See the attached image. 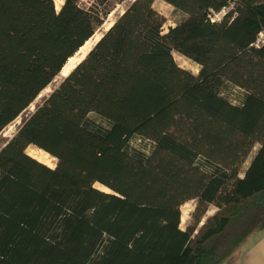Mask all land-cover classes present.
Here are the masks:
<instances>
[{
  "label": "trees",
  "instance_id": "16d2710c",
  "mask_svg": "<svg viewBox=\"0 0 264 264\" xmlns=\"http://www.w3.org/2000/svg\"><path fill=\"white\" fill-rule=\"evenodd\" d=\"M122 1L0 0V133ZM162 1L185 16L130 1L0 148V264H223L264 224V0Z\"/></svg>",
  "mask_w": 264,
  "mask_h": 264
},
{
  "label": "rangeland",
  "instance_id": "374dc122",
  "mask_svg": "<svg viewBox=\"0 0 264 264\" xmlns=\"http://www.w3.org/2000/svg\"><path fill=\"white\" fill-rule=\"evenodd\" d=\"M130 1L132 0H123L122 2L119 3H115L112 6V9L110 11V13L107 15L106 17V21L105 23L96 29L94 35L91 37V42L94 41V39H92L95 35H101L102 30L107 29L111 23L115 20V18L117 16H119L121 13H123V11L125 10V8L128 6V4L130 3ZM55 2V7L56 9H59V6L61 5V3L63 2V0H54ZM95 2V0H80L79 5L81 7L84 8H88L91 5H93V3ZM153 7L164 17L165 22L163 25V30L166 31L167 28L169 26H173L176 22H178L180 19H182L185 15L179 11L176 10L172 5L162 1V0H154L153 2ZM226 11V10H225ZM110 24L107 28L106 26ZM93 46V45H92ZM87 53V52H86ZM83 55L82 51H78L77 54L73 55L75 56V60H77L78 58H81ZM173 57L176 61V63L182 67L185 68L187 70H189L191 73L196 74L198 71V65H196L194 62L184 58L183 56H181L179 53L177 52H173ZM74 62V61H73ZM62 70V69H61ZM63 76V74L59 73V75H57L52 82L46 87V89L42 90L40 92V94L34 99V101L29 105V107L27 108L26 111H24L23 113H21L14 121H12L9 125H7L0 133V148L4 145V143L12 137V135L15 133L17 127L19 126V124L21 123V119L23 118V116H25L26 113L31 112L35 106L37 104H39L41 102V100L47 96V94L49 92H51L52 88L58 84V82L60 81L61 77ZM221 93L223 96H225L229 101L236 103L237 99L240 95V90H238L236 87H234L233 85L226 83L222 89H221ZM130 145L133 148L136 149H140L144 152H147L149 150L150 147V142L146 141V140H139L137 137L132 139L130 142ZM257 146H255L251 152L247 155V157L244 159V161L241 163L240 167H239V175H242L243 170L245 169V167L247 166L249 160L251 159L253 153L255 152ZM26 152L34 157L35 159H37L38 161L53 167L55 164V158L51 157L49 154L33 147V146H29L26 149ZM96 187L104 190V191H109L107 188L100 186L99 184H95ZM196 206V200L191 199L186 201L185 203H183L180 207V211H181V217H180V227L183 229L185 228L187 225H192L194 223V209ZM216 211V206L214 204H208L207 205V210L205 211V213L203 214L202 217V221H204L207 217L211 216L214 212ZM201 224V223H200ZM199 224V225H200ZM198 225V226H199ZM238 249L233 253V255L228 258L226 261H224L223 264H225L229 259L234 258L237 254Z\"/></svg>",
  "mask_w": 264,
  "mask_h": 264
},
{
  "label": "crops",
  "instance_id": "0c3cea01",
  "mask_svg": "<svg viewBox=\"0 0 264 264\" xmlns=\"http://www.w3.org/2000/svg\"><path fill=\"white\" fill-rule=\"evenodd\" d=\"M225 264H264V224L244 240L236 256Z\"/></svg>",
  "mask_w": 264,
  "mask_h": 264
},
{
  "label": "bare ground",
  "instance_id": "6f19581e",
  "mask_svg": "<svg viewBox=\"0 0 264 264\" xmlns=\"http://www.w3.org/2000/svg\"><path fill=\"white\" fill-rule=\"evenodd\" d=\"M110 24H108L106 26V28L109 26ZM92 39H94L93 42H91V38L89 40H87L85 42V44L78 50V51H82L83 55L82 57L86 54V52L92 47V45L99 39V35H95ZM81 58H78L77 60H75V56H72L68 59V61L66 62V64L62 67L61 73L63 75H66L71 69L72 67L78 62L80 61ZM74 61V62H73ZM46 89V88H45Z\"/></svg>",
  "mask_w": 264,
  "mask_h": 264
},
{
  "label": "built area",
  "instance_id": "2783aa9c",
  "mask_svg": "<svg viewBox=\"0 0 264 264\" xmlns=\"http://www.w3.org/2000/svg\"><path fill=\"white\" fill-rule=\"evenodd\" d=\"M224 14H225V10H221L218 13H213L212 15H210V18L212 21L219 20ZM263 39H264V33H261L259 38L256 41V44H258L259 42H262Z\"/></svg>",
  "mask_w": 264,
  "mask_h": 264
},
{
  "label": "water",
  "instance_id": "95a60500",
  "mask_svg": "<svg viewBox=\"0 0 264 264\" xmlns=\"http://www.w3.org/2000/svg\"><path fill=\"white\" fill-rule=\"evenodd\" d=\"M121 14H122V13H121ZM112 24H113V22L111 23V25H112ZM111 25H110V26H111ZM110 26H109V27H110ZM109 27H108V28H109ZM108 28H107V29H108ZM107 29H105V31H106ZM101 36H102V35H100V37H101ZM100 37H99V38H100ZM98 40H99V39H98ZM98 40H97V41H98ZM97 41H96V42H97ZM96 42H95V43H96ZM90 49H91V48H90ZM90 49H89V50H90ZM89 50H88V51H89ZM88 51H87V52H88ZM77 53H78V51H77L75 54H77ZM75 54H74V55H75ZM86 54H87V53H86ZM86 54L82 57V59L86 56ZM82 59H81V60H82ZM81 60H80V61H81ZM80 61H78L76 64H78ZM76 64L72 67V69L76 66ZM72 69H71V70H72ZM71 70H70V71H71ZM70 71H69V72H70ZM69 72H68V73H69ZM68 73H67V74H68ZM67 74H66V75H67ZM66 75H63V77H65Z\"/></svg>",
  "mask_w": 264,
  "mask_h": 264
}]
</instances>
